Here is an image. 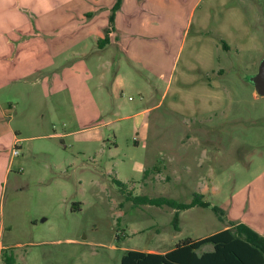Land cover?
<instances>
[{"label":"rangeland","instance_id":"374dc122","mask_svg":"<svg viewBox=\"0 0 264 264\" xmlns=\"http://www.w3.org/2000/svg\"><path fill=\"white\" fill-rule=\"evenodd\" d=\"M140 2L129 7L134 67L119 52L113 76L101 54L94 78L47 104L0 93L12 117L0 122V264H119L160 238L242 223L264 237V98L249 82L264 58V0ZM195 194L209 207L179 212L176 226L173 209L135 199Z\"/></svg>","mask_w":264,"mask_h":264},{"label":"crops","instance_id":"0c3cea01","mask_svg":"<svg viewBox=\"0 0 264 264\" xmlns=\"http://www.w3.org/2000/svg\"><path fill=\"white\" fill-rule=\"evenodd\" d=\"M136 1L123 0L106 41L104 30L108 28V10L113 6V0H15L13 4L0 3V93L5 90L17 91L21 96L26 92L39 93L37 102L47 104L52 98L60 99L63 94H68L76 84L85 85L84 81L94 78L88 65L94 68L95 59L99 60L101 54L108 55L107 66L113 76L119 65H123L119 52L125 53L126 61L134 67L129 59L135 58V54L126 43H129L132 19L129 7ZM96 11L100 15L94 18L91 13ZM70 44L78 47L72 50L75 63L71 68L68 65ZM112 49L117 52L115 55H112ZM87 59H91L88 64ZM75 72L82 77H70V73ZM102 80L103 75L98 77V86H102ZM163 98L164 93L161 100ZM8 106L9 110L13 108L11 103ZM6 118L8 125L12 117L7 115L4 102L0 101V122ZM246 226L263 237L254 226ZM228 228L231 226L221 230ZM165 241L166 238H160L156 244L158 249L143 252L163 254L177 244Z\"/></svg>","mask_w":264,"mask_h":264},{"label":"trees","instance_id":"16d2710c","mask_svg":"<svg viewBox=\"0 0 264 264\" xmlns=\"http://www.w3.org/2000/svg\"><path fill=\"white\" fill-rule=\"evenodd\" d=\"M122 0H116L108 18V28L104 30V41L113 30L115 12L119 10ZM114 183L121 189L125 186L118 180ZM202 196L195 194L187 204H180L166 198H135L137 202L150 206H167L175 211L173 222H178V213L194 207L207 208L209 204L201 200ZM215 210V207H213ZM177 230V228H176ZM210 245V251H200ZM8 264H13L12 257H7ZM119 264H264V238L244 224L218 231L201 239H184L174 248L163 254L146 253L137 250L126 251Z\"/></svg>","mask_w":264,"mask_h":264},{"label":"water","instance_id":"95a60500","mask_svg":"<svg viewBox=\"0 0 264 264\" xmlns=\"http://www.w3.org/2000/svg\"><path fill=\"white\" fill-rule=\"evenodd\" d=\"M257 96L264 98V58L260 61L256 74L249 78Z\"/></svg>","mask_w":264,"mask_h":264},{"label":"built area","instance_id":"2783aa9c","mask_svg":"<svg viewBox=\"0 0 264 264\" xmlns=\"http://www.w3.org/2000/svg\"><path fill=\"white\" fill-rule=\"evenodd\" d=\"M13 145H14V150H13L12 156H16L18 154V150H17L18 143H17L16 140L14 141V144Z\"/></svg>","mask_w":264,"mask_h":264},{"label":"clouds","instance_id":"9594fccd","mask_svg":"<svg viewBox=\"0 0 264 264\" xmlns=\"http://www.w3.org/2000/svg\"><path fill=\"white\" fill-rule=\"evenodd\" d=\"M8 3V4H13L15 3V0H0V3Z\"/></svg>","mask_w":264,"mask_h":264}]
</instances>
